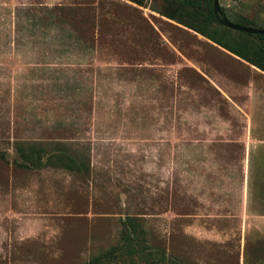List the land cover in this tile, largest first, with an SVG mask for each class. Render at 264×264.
I'll use <instances>...</instances> for the list:
<instances>
[{
	"label": "rangeland",
	"instance_id": "obj_1",
	"mask_svg": "<svg viewBox=\"0 0 264 264\" xmlns=\"http://www.w3.org/2000/svg\"><path fill=\"white\" fill-rule=\"evenodd\" d=\"M261 66L173 0H0V264H264Z\"/></svg>",
	"mask_w": 264,
	"mask_h": 264
},
{
	"label": "trees",
	"instance_id": "obj_2",
	"mask_svg": "<svg viewBox=\"0 0 264 264\" xmlns=\"http://www.w3.org/2000/svg\"><path fill=\"white\" fill-rule=\"evenodd\" d=\"M176 1L178 4L187 7L191 10H193L194 12L200 13L202 15H204L206 18L213 20L214 18L212 16V11H211V0H173ZM219 8L222 12V14L231 22L242 26V27H252L255 29H261L264 30L263 27H258L253 21L248 20L245 17L242 16H237L235 20H231L226 11L224 10V8L222 6L219 5ZM233 31V30H232ZM238 32L240 34H243L245 36L248 37H252L256 40L257 43V47L259 48L261 54L264 55V37H262L261 35L258 34H246L240 31H235ZM262 71H264V66L260 67ZM22 156L25 157V155L22 154ZM26 158V157H25ZM38 164H42L40 161H38ZM44 164H49L50 166H56V167H60L63 169H67L71 172L74 173H81V172H86L87 171V165H85L84 163H76L75 160H73L71 157H68L66 154L62 153V152H58L55 153L53 155H50ZM134 234V233H133Z\"/></svg>",
	"mask_w": 264,
	"mask_h": 264
},
{
	"label": "water",
	"instance_id": "obj_3",
	"mask_svg": "<svg viewBox=\"0 0 264 264\" xmlns=\"http://www.w3.org/2000/svg\"><path fill=\"white\" fill-rule=\"evenodd\" d=\"M211 11L212 16L214 20L222 25L223 27H226L228 29L234 30V31H240L246 34H258L264 37V30L261 29H255L252 27H242L239 26L231 21H229L221 12L218 4V0H211Z\"/></svg>",
	"mask_w": 264,
	"mask_h": 264
}]
</instances>
